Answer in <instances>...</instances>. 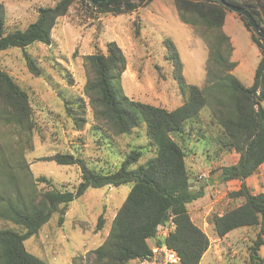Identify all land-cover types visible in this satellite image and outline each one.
I'll use <instances>...</instances> for the list:
<instances>
[{
    "label": "trees",
    "instance_id": "trees-1",
    "mask_svg": "<svg viewBox=\"0 0 264 264\" xmlns=\"http://www.w3.org/2000/svg\"><path fill=\"white\" fill-rule=\"evenodd\" d=\"M225 1L247 9L264 29V15L257 5ZM144 2L114 0L93 5L85 0H59L54 6L39 8L36 20L24 29L8 26L5 7L0 3V53L24 51L30 73L41 77L44 72L27 49L36 44L51 46L54 28L74 5L82 4L88 18L96 16L100 21L101 15L134 13ZM174 5L179 19L206 46L203 86L186 83L183 62L171 41L166 42L167 59L173 64L174 79L184 99L175 110L136 102L124 94L119 84L127 60L117 43L108 42L106 52L86 56L91 77L84 92L90 99L94 120L105 126H95L96 130L107 138L111 134L128 136L145 124L148 144L131 148L118 166L105 172L89 167L83 158L71 153L45 157L44 161L80 167V182L74 190L58 187L45 176H33L26 154L33 150L35 109L29 93L0 64V222L6 224L0 227V264H48L29 253L25 242L37 236L55 215L63 223L71 203L90 189L124 185H131V191L104 243L88 253V264H137L152 256L154 246L163 245L177 252L180 264H201L210 248V238L192 220L189 208L204 192L193 189L186 149L175 138L184 142L188 125L199 123L204 109L209 110L212 123L221 130L219 145L239 156L237 163L221 168L220 181L240 182L239 189L228 193L232 206L223 213L210 214L208 223L219 239L240 228H258L249 259L243 264H264L260 253L264 247V193L254 194L247 185V180L264 165V40L240 16L261 52L254 83L246 87L232 74L237 64L232 61L231 39L224 31L230 10L218 2L202 0H174ZM139 33L137 29L136 35ZM83 102L82 98L76 99L80 105L66 100L79 130L87 123ZM79 111L83 118L77 115ZM146 150L153 158L140 164ZM170 222L173 231L161 237L160 227ZM104 225L101 215L97 230Z\"/></svg>",
    "mask_w": 264,
    "mask_h": 264
},
{
    "label": "rangeland",
    "instance_id": "rangeland-1",
    "mask_svg": "<svg viewBox=\"0 0 264 264\" xmlns=\"http://www.w3.org/2000/svg\"><path fill=\"white\" fill-rule=\"evenodd\" d=\"M58 1L0 0V3L5 7L8 26L24 29L36 20L39 8L54 6ZM236 1L259 4L264 14V0ZM100 17H103L100 21L96 16L88 18L84 6L78 3L59 20L52 33L51 46L36 44L27 49L42 68L41 77L30 73L24 51L11 49L0 53L2 69L29 93L35 109L33 150L26 154L33 176H45L58 187L69 190H74L80 182V167L44 161L45 157L71 153L83 158L89 167L105 172L118 166L131 148L148 144L145 124L128 136L111 134L107 138L96 130L95 126H105L94 120L90 99L84 92L91 77L85 64L86 56L96 51L106 52L108 42L117 43L127 60V69L119 84L124 94L136 102L168 110L182 106L184 99L174 79L173 64L167 59V41L174 43L180 55L186 83L201 87L205 82L206 46L192 28L179 19L174 0H146L134 13ZM137 29L139 35H136ZM234 39L241 43L242 65L234 74L243 84L252 86L260 61L258 46L252 42L244 25L239 26ZM78 98L84 100L86 111L87 123L82 130L77 128L66 108V100L75 104ZM77 115L83 118L81 111ZM220 134L209 110L204 109L200 122L188 125L185 141L175 139L186 149L193 189L204 192L189 208L194 222L207 233L212 246L201 263L243 264L249 259V248L259 229L240 228L219 240L208 223L210 214L223 213L232 206L228 193L240 187L237 181H220L221 168L239 159L237 154L219 145ZM150 158L153 154L146 150L140 164ZM249 184L254 194L264 193V166ZM130 191L131 185L90 189L71 203L63 223L60 224L59 215H55L37 236L28 239L27 251L48 264H88V253L104 243ZM101 215L105 225L97 230ZM5 225L0 222V227ZM261 255L264 257V248Z\"/></svg>",
    "mask_w": 264,
    "mask_h": 264
},
{
    "label": "crops",
    "instance_id": "crops-1",
    "mask_svg": "<svg viewBox=\"0 0 264 264\" xmlns=\"http://www.w3.org/2000/svg\"><path fill=\"white\" fill-rule=\"evenodd\" d=\"M236 1V0H235ZM238 3H249V4H254V5H257L259 10L260 8H262L261 5L259 4H255V3H252V2H248V1H236ZM262 12V11H261ZM178 14V13H177ZM263 14V12H262ZM264 15V14H263ZM240 25H244V27L246 28L245 24L242 22L241 18H240V15L234 13V12H227L226 14V18H225V24H224V31L225 33L230 37L231 39V42H232V45H233V53H232V61L235 62L237 65H236V68L234 69V71L232 72V74L235 76V72L238 71L242 65H241V61H240V55H241V43L239 41V39H234V34H237L238 33V30H239V26ZM247 29V28H246ZM247 31L250 33L251 35V40H252V33L247 29ZM253 42V40H252ZM254 43V42H253ZM255 44V43H254ZM256 45V44H255ZM257 46V45H256ZM259 49V48H258ZM259 53H260V60H261V52L259 50ZM260 63V61H259ZM259 65V64H258ZM258 67V66H257ZM256 70L257 68L255 69V73H256ZM236 77V76H235ZM237 78V77H236ZM254 78H255V74H254ZM238 79V78H237ZM254 83V82H253ZM245 85V84H244ZM246 86V85H245ZM246 87H251V86H246ZM263 106H264V103H263ZM264 166V165H263ZM262 166V167H263ZM261 169V168H260ZM254 177V176H253ZM253 177L249 178L247 180V185L249 186L250 184V181L251 179H253ZM239 182V181H237ZM240 183V182H239ZM191 213V212H190ZM193 220V218H192ZM194 221V220H193ZM230 234H228L226 237H224L223 239L229 237ZM221 240V239H219ZM211 248L212 246L210 245V248L208 250V252L205 254L203 260L205 259V257L209 254V252L211 251ZM216 248V247H215ZM264 247L261 248V251ZM260 251V253H261ZM202 264V263H201Z\"/></svg>",
    "mask_w": 264,
    "mask_h": 264
},
{
    "label": "built area",
    "instance_id": "built-area-1",
    "mask_svg": "<svg viewBox=\"0 0 264 264\" xmlns=\"http://www.w3.org/2000/svg\"><path fill=\"white\" fill-rule=\"evenodd\" d=\"M174 229V224L170 222L168 225L160 227L159 234L167 237ZM153 254L149 259L139 260L137 264H180L181 259L176 251L167 245L154 246Z\"/></svg>",
    "mask_w": 264,
    "mask_h": 264
},
{
    "label": "water",
    "instance_id": "water-1",
    "mask_svg": "<svg viewBox=\"0 0 264 264\" xmlns=\"http://www.w3.org/2000/svg\"><path fill=\"white\" fill-rule=\"evenodd\" d=\"M85 1L93 5H97L99 3L110 2L114 0H85ZM135 1H138V0H135ZM202 1L218 2L221 5H223L225 8L230 10L231 12H234L240 16L245 17L248 20L251 28L255 31V34L257 35V37L264 40V29L258 24L256 19L252 16V14L247 9L234 5V4L227 3L225 0H202Z\"/></svg>",
    "mask_w": 264,
    "mask_h": 264
}]
</instances>
